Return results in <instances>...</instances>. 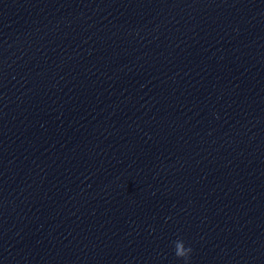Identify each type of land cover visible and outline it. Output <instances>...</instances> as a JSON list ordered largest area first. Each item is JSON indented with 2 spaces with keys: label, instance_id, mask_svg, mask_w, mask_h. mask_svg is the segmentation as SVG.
I'll use <instances>...</instances> for the list:
<instances>
[{
  "label": "clouds",
  "instance_id": "obj_1",
  "mask_svg": "<svg viewBox=\"0 0 264 264\" xmlns=\"http://www.w3.org/2000/svg\"><path fill=\"white\" fill-rule=\"evenodd\" d=\"M174 245V254L177 258L184 260L185 264H189V260L192 254V248L186 247L185 242L182 239H177L173 241Z\"/></svg>",
  "mask_w": 264,
  "mask_h": 264
}]
</instances>
